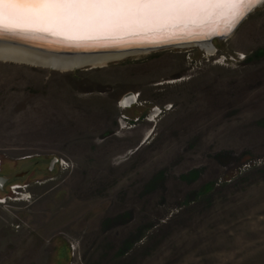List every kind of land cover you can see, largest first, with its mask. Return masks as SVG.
I'll return each instance as SVG.
<instances>
[{
    "label": "rangeland",
    "instance_id": "374dc122",
    "mask_svg": "<svg viewBox=\"0 0 264 264\" xmlns=\"http://www.w3.org/2000/svg\"><path fill=\"white\" fill-rule=\"evenodd\" d=\"M234 31L91 70L0 60V264H264V4Z\"/></svg>",
    "mask_w": 264,
    "mask_h": 264
},
{
    "label": "snow or ice",
    "instance_id": "6c2138e0",
    "mask_svg": "<svg viewBox=\"0 0 264 264\" xmlns=\"http://www.w3.org/2000/svg\"><path fill=\"white\" fill-rule=\"evenodd\" d=\"M264 0H0V27H44L93 36L153 30L218 12L235 27Z\"/></svg>",
    "mask_w": 264,
    "mask_h": 264
},
{
    "label": "bare ground",
    "instance_id": "6f19581e",
    "mask_svg": "<svg viewBox=\"0 0 264 264\" xmlns=\"http://www.w3.org/2000/svg\"><path fill=\"white\" fill-rule=\"evenodd\" d=\"M214 15H215V17H214ZM198 20H202L203 23L206 24V26H203L202 29L210 27L209 25H211V26L213 25L212 26V29H213L214 27H216V25H217L216 23H218L220 25H224V26H221L222 28H219V29L215 28V30L217 29L219 32L227 30L226 28L228 26H226L227 24H225V23L229 22V19L227 17V13L218 12L215 14H208V15H204V16L194 18V19H186L183 21L184 22L183 24H188L186 22L194 23L195 21H198ZM204 20H206V21H204ZM176 23H180V22H176ZM163 29L157 28V29H153L150 31L149 30H130V31H119V32L103 34L104 37L100 38V42L90 43V44H85V43L68 44V43H64V42H58V41H54V40H47L44 38H35V37H29V36L27 38H18V37L15 38L14 36H13V38L7 37V39L11 38V39H8L9 42L23 43V44H26L27 47H29V48H36V49H38V50L40 49L42 51H44V50L51 51V52H58V51L72 52V51H76V50H82V51H86V52L105 51L108 54L98 55L94 58H92L91 56H86V57H88L87 60H83V58H80V57L79 58L75 57V58L69 59L68 57H66L64 55H62L60 57L59 56L58 57H52L50 55H46L44 53H40L37 51L27 52V49L21 48V47L19 48L17 46H2V45H0V59L4 60V61H7L9 59L19 60V61H21V60L26 61L27 60L30 63L41 64V65H44L46 67H51V68L58 69V70H72V69H74L73 66L75 64L76 65H83L84 63H90L93 65H99V64H103L107 61L117 60V59H120V58H123L126 56L140 54L141 52L147 53L149 50L148 51H131V52H128L126 50L131 49V48H135L138 46H141V47L148 46L149 44L143 43V42H147V41H151V39H155L158 36L157 32H154L155 30H157L158 32L160 30H162L163 36L164 37L167 36L166 34H168L170 30H163ZM185 29L187 30V29H189V27L183 28V30H185ZM209 29H211V28H209ZM206 30L207 29H205L203 31H206ZM197 32L193 31L189 34H187V32H186L184 34L186 36H184V38L180 41H188V40H190V41H202V40H206V39L212 40L211 37L205 38L204 35H202V33H197ZM63 33H65V32H63ZM109 34L119 35V37L117 39L121 38V40L118 41L116 39H108L110 36ZM170 34H171V32H170ZM131 35H134V36L128 37ZM77 36H79V35H75L74 39H77ZM227 37H229V36H227ZM7 39L1 40V41H7ZM29 39H31V40H29ZM198 45L205 47L207 52L211 53L213 51L212 47L208 43H199ZM124 51H126V52H124ZM130 98H132V97H128V99H130ZM133 100H135L134 97H133ZM133 100L131 99V101H133ZM121 104H122V106H125V107H127L129 105V104H127V106H126V104H124L123 101Z\"/></svg>",
    "mask_w": 264,
    "mask_h": 264
},
{
    "label": "water",
    "instance_id": "95a60500",
    "mask_svg": "<svg viewBox=\"0 0 264 264\" xmlns=\"http://www.w3.org/2000/svg\"><path fill=\"white\" fill-rule=\"evenodd\" d=\"M259 5L260 4L256 5L254 7V9L257 8ZM214 17H215V15H214ZM204 21H206V20H204ZM183 23H184L183 21L180 23H172V24H169L168 26L164 27V29L162 28L163 30H170L169 33L166 34L167 36H165V37L162 34V30H160L159 32L157 30H155L154 32H157L158 36L155 39H151V41L143 42V43L149 44L148 46H143V47L138 46L135 48L127 49L126 51H128V52H131V51H148V50L152 51V50H159V49H163V48L179 47V46H186V45L199 44V43H208L210 41L209 39L202 40V41H190V40L180 41V40H182L184 38V36H186V35H184L186 32H187V34H189L193 31H195V32L198 31L197 33H202V35H204L205 38H207V37H211L212 39L213 38H223V37L229 36L231 33H233V31L240 24L239 23L235 27H232V25L229 21L228 23H225V24H227L226 26H228L226 28L227 30L219 32L217 29L222 28L221 26H224V25H220V24L216 23L217 25L213 29H212L213 25L212 26L209 25L210 27L205 28L207 30L203 31L205 29H202V28H203V26H206V24H204L202 20L195 21L194 23L186 22L188 24H183ZM188 27H189V29L183 30V28H188ZM209 28H211V29H209ZM215 28H217V29L215 30ZM170 32H171V34H170ZM109 35L110 36L108 39H116L118 41L121 40V38L117 39L119 37V35H115V34H109ZM0 36H1L0 37L1 38L0 39V45H2V46H17L19 48L21 47V48L27 49V52L37 51L40 53H44L46 55H50L52 57H58V56L60 57V56L64 55V56L68 57L69 59H72L75 57L76 58L80 57V58H83V60H87L88 57H86V56H91L92 58H94L98 55L108 54L105 51H91V52H86V51H82V50H76V51H72V52H63V51L51 52V51H46V50L42 51V50H40V49L38 50L36 48H29V47H27L26 44H23V43L9 42L8 39H11V38L7 39V37L13 38V36L15 38L16 37L27 38L29 36V37H35V38H44L47 40H54V41H58V42H64V43H68V44H74V43H76V44H80V43L90 44V43L100 42V38L104 37L103 35H93L94 37L93 36L90 37V36L79 35V36H77V39H74L75 35H69V34L63 33V32L58 31V30H52V29L39 27V26H37V27L20 26V27H17L14 31H7L3 27H0ZM132 36H134V35H131L128 37H132ZM6 39H7V41H1V40H6ZM29 40H31V39H29ZM126 51H124V52H126ZM9 60L10 61H16V62H27L29 64H36V63H30L27 60L26 61H22V60L19 61V60H13V59H9ZM108 62L109 61H107L103 64H99V65H93L90 63H84L83 65H76L75 64L73 66V68L74 69L83 68V67L92 68V67L106 65ZM49 68H51V67H49ZM131 95H132V93H127L122 97V101L124 102V104H126V106H127V104H129V101H131V98L128 99V97H130ZM148 136L143 141H145L148 138ZM56 162H57V157H54L50 161V168H49L50 170L53 168V166L56 164ZM6 182H7L6 177H0L1 186Z\"/></svg>",
    "mask_w": 264,
    "mask_h": 264
},
{
    "label": "built area",
    "instance_id": "2783aa9c",
    "mask_svg": "<svg viewBox=\"0 0 264 264\" xmlns=\"http://www.w3.org/2000/svg\"><path fill=\"white\" fill-rule=\"evenodd\" d=\"M244 56L245 55H239V59H242V58H244ZM226 60V58L224 57V56H222L221 57V60H216V62H219V61H225ZM135 95V96H134ZM132 94L130 97H132L131 99L133 100V97H134V99L135 100H133V101H129V105L127 106V107H130L132 104H137V100H138V94ZM122 98L118 101V105L121 107V108H127V107H125V106H122ZM171 108V105L169 104V105H166L165 107H164V109L165 110H168V109H170ZM161 109L159 108V107H157V106H154L153 108H152V112H150V114L148 115V117H146V119L148 120H150V118H153V115L155 114V115H157V114H160L161 113ZM156 112H158L157 114H156ZM154 115V116H155ZM128 120H130L129 119V117H127L125 114H121L120 115V117L118 118V125H119V128L120 129H131V128H135L136 126H137V122L139 121V119L138 118H134L133 119V121L132 122H128ZM56 165L58 166V168H60L61 170H68V169H71L72 168V162H70V161H68V160H66L65 158H57V162H56ZM14 189H17V186H14V188H13V190ZM14 192H16V191H14ZM75 248L73 247V246H71V253H72V256H74V252H75ZM69 264H82L81 263V261H80V259H79V256H77V257H74L72 260H71V262L69 263Z\"/></svg>",
    "mask_w": 264,
    "mask_h": 264
},
{
    "label": "crops",
    "instance_id": "0c3cea01",
    "mask_svg": "<svg viewBox=\"0 0 264 264\" xmlns=\"http://www.w3.org/2000/svg\"><path fill=\"white\" fill-rule=\"evenodd\" d=\"M27 64H29V63H27ZM105 65H102V66H97V67H104ZM94 68H96V67H92V68H87L86 70H91V69H94ZM127 93H132V94H135V93H133V92H131V91H123V92H120L119 93V95H117V96H119L118 98H120L121 96H123L124 94H127ZM139 96H140V94H138V98H139ZM116 106L118 107V108H120V106L118 105V104H116ZM146 121H147V123H154V121L153 122H151L149 119L147 120V119H145ZM106 127H108V128H110V127H114L115 128V130L117 131H115L116 132V134H119V133H121L120 131H118L119 129V127H118V120L116 119V120H113V121H111L109 124L107 123L106 125H105ZM138 126V125H137ZM137 126H136V128H137ZM154 126H155V123H154V125H152L151 124V128L153 129V130H151L152 132H154ZM118 127V128H117ZM150 128V127H149ZM93 129H94V127H93ZM135 129V128H134ZM139 129H142L141 128V126L139 127V128H137L136 130H134V132L133 133H135V131L137 132V131H139ZM151 132V133H152ZM147 133H148V131H146L145 133H144V135H143V137H141V139L139 140V143H138V148L139 147H141L144 143H145V141H143L144 139H145V137H146V135H147ZM115 134V135H116ZM150 135H153V133L152 134H150ZM149 135V136H150ZM148 136V137H149ZM146 140H148V139H146ZM122 144V143H121Z\"/></svg>",
    "mask_w": 264,
    "mask_h": 264
},
{
    "label": "flooded vegetation",
    "instance_id": "af4514ba",
    "mask_svg": "<svg viewBox=\"0 0 264 264\" xmlns=\"http://www.w3.org/2000/svg\"><path fill=\"white\" fill-rule=\"evenodd\" d=\"M7 181H8V178H7ZM0 186H1V184H0Z\"/></svg>",
    "mask_w": 264,
    "mask_h": 264
}]
</instances>
